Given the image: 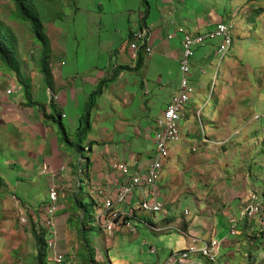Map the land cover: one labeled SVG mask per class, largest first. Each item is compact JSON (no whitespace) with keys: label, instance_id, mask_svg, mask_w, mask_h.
Here are the masks:
<instances>
[{"label":"rangeland","instance_id":"374dc122","mask_svg":"<svg viewBox=\"0 0 264 264\" xmlns=\"http://www.w3.org/2000/svg\"><path fill=\"white\" fill-rule=\"evenodd\" d=\"M34 9L48 37V63L59 73L57 77H61L64 88L56 84L55 77L46 81L40 71V46L29 26L14 17V7L9 1L0 0V23L11 30L15 40V55L11 60L15 70L7 69L0 62V175L5 180L0 185V264H41L38 234L50 236L54 230L52 235H56L57 247L50 250L48 257H43L45 264H54L55 252L62 250L67 253L68 264H111L110 261L114 264H154L159 256L150 251L149 244L158 248L161 258L164 250L178 251L185 244L184 235L175 223L172 227H166L169 222L163 224L166 229L162 231L135 220V233L117 227L112 232L115 235L104 228L98 220L103 204L98 200L96 185V178L103 170L101 162L93 158L91 149L85 151L87 156L92 154L89 167L87 159L72 152L70 158L66 160L65 157L60 167L54 169L50 183H56L60 193L53 229L47 224L43 208L49 201L43 177L36 186L38 191L31 206L20 200L17 191L21 187L16 181L21 166L16 164L19 162L15 137L19 138L18 131L27 132L29 122L37 120L35 115L44 119L43 109L45 105L50 106L53 99L59 112L67 114L61 125L70 137H76L81 118L90 113L92 125L111 127L118 147L140 149L146 156L152 154L153 142L145 138L146 131L149 128L157 130V121L174 97L172 94L180 91L184 35L172 26L171 38H165L164 46L146 56L149 58L141 69L124 71L126 78L115 84V81L108 82L104 87L110 88L105 92H101L99 86L83 84L92 68L108 69L112 53H123L129 46V29L139 28L141 13L147 11L143 22L154 37H163L164 18L174 21L184 13L188 18L205 13L208 18L211 14L232 26L233 45L224 61L220 62L216 56L217 46L222 41L220 37L209 40L205 47L195 48L191 71L195 92L189 103L192 115L189 113L180 122L183 138L171 145L164 176L157 186L166 198L165 209L176 219L182 217L183 230L188 227L189 216L206 221L221 218L217 229L222 233L218 236L233 239L229 244L226 239L221 240L218 264H264L260 215L239 221L236 235L230 233L231 222L224 217L225 212L235 210L230 207L232 198L241 196L247 188L252 189L249 195L260 196L259 201L264 206V0H37ZM170 11L173 19H170ZM112 58L113 63L122 64L118 54ZM200 60L204 63L201 69L206 70L205 74L199 69ZM8 89H12V95L6 94ZM66 94L67 103L63 102ZM29 100L33 104H28ZM93 101L98 104L97 109L89 108ZM10 111L13 114L6 117L4 114ZM46 122L65 144L60 123ZM88 136L83 138L87 147ZM121 141L126 144L122 145ZM80 172L82 177H79ZM80 183L83 184L78 198L83 199L88 224L83 233L80 232L83 208L66 207L72 204L70 199ZM92 199L98 200L95 206ZM39 203L41 205L35 207ZM139 213L144 217L154 216L153 212L144 210ZM234 215L240 217V213ZM82 234L89 243L90 254L99 262L96 259L90 263L88 256L80 255L81 250L85 251L86 241ZM202 260L212 264L206 258Z\"/></svg>","mask_w":264,"mask_h":264},{"label":"crops","instance_id":"0c3cea01","mask_svg":"<svg viewBox=\"0 0 264 264\" xmlns=\"http://www.w3.org/2000/svg\"><path fill=\"white\" fill-rule=\"evenodd\" d=\"M166 1H168V0H166ZM182 12H180V13H182ZM184 14L181 15L182 16L181 18H176V20L174 19V21L173 20L169 21L167 18H164V22H163V24H164L163 34L164 35H163V37H154L151 35L152 32L147 27V25H146L147 23L143 22V20L146 16V13H141V20H142L141 23L142 24L140 25L139 28L129 29L128 34H127L128 41L130 42V36L134 30L146 29L150 33L149 34V39H150L149 44L153 48V53H154V51L156 49L164 46L163 43H165V41H164L165 38H168V36L172 34V33H170L172 26H174L175 29H178L179 27H184L185 29L189 30L190 32H192L194 34H198V33H206L208 31L214 29L216 27V24L218 22L222 21V20L218 19V16H217V18H215V16H213L211 14L208 18H206L207 17L206 13L204 16H197L196 18H188L187 16L185 17ZM172 15H173V13H171V11H170L169 12L170 19H173ZM128 44H129V46L127 48L123 49L122 54L120 52L117 53L115 51L114 53H112L113 56L108 58V63H107L108 69H107V67L92 68V71L89 72L90 75L86 76L83 79V84L84 85L91 84V85H94L97 87V86H99L101 80H105V78L107 76L111 77L115 68H118L121 66H129L131 68L130 70L134 69L136 67V65H138V59H139L138 54L141 50L138 52H134L130 47V43H128ZM165 46H168V44L166 43ZM49 51H50V46H49ZM153 53H152V55H153ZM117 54H118V58L122 62V64L113 63L114 60L112 57L116 56ZM146 56H148V55H146L144 53L145 59H144L143 66L145 65L146 61L148 60L147 58H149ZM49 59H50V55H49ZM199 63H200L199 69L201 70V68H204L202 65L204 63L201 62V60L199 61ZM49 66H51V72H52L53 78L55 77L53 80L56 82V84L58 86H62V88H64L61 77H60V79H58V77H57V74H59V73H56L53 71L52 65L49 64ZM105 69H107V70H105ZM128 72H130V71H128ZM125 78H126V72H121L119 74V76L116 78L114 84L119 83L120 81H122ZM108 88H110V87H108ZM108 88L104 87L103 92L107 91ZM11 95H12V93H11ZM174 95L172 94V96H174ZM65 100H66V103L69 101L67 94H66V98L64 99L63 102H65ZM12 102H13V100H12ZM8 107H10L9 104H8ZM94 108L97 109L98 104H95ZM186 110H187L186 116L189 113L192 115V109H191L190 104H188L186 106ZM10 112H12V113H10ZM10 112H6L4 115H6V117H9L10 115L13 114V111H10ZM64 114L67 118V114L66 113H64ZM35 117L37 118V120H35L34 122L33 121L29 122V125L27 126V132H24L22 134L18 131L19 138L15 137V140H14L16 143V148H17L15 151V153L17 155L16 160L19 162L16 164L21 166V169L19 172L20 177L16 178L17 184L20 185L21 187H19V189H17V191L20 192V200L23 201V203L27 204L28 206H31V202H33V200L36 197L35 195L38 191L37 190L38 188H36V186L39 184V180L41 177H43L45 183H47V193H48V197H49V187L51 185L50 179L52 177V174L50 172H48V173L44 172L43 171V165L45 163H47L49 165L50 170L54 171V169L60 167V164L65 160V157L67 160L68 158H70L69 155L72 154V149L70 148V146L66 143V149L64 148L63 143L60 142L58 137L55 136V131L53 130V128L49 124H47L46 120L40 118L37 115H35ZM29 118H31V114H30ZM4 124H2V125H4ZM90 124H91V121H90ZM122 126H124V125H122ZM115 128L118 129V126ZM18 130H20V128H18ZM113 132L114 131H111V127H108V126L98 127V126L91 124L90 132H89V136H88L89 142L92 143L91 151H93V158L96 160H99L101 162V170H103L102 173H99L101 175L97 176V178H96L97 193H98L97 197H98V200L102 204L104 203L103 198L114 197L116 195L119 187L127 180V177H128V176L126 177L121 171H119L113 167V165L116 161L117 162H127L130 165V167H129V175H130V174H134V173H137L139 171L145 170L149 161L151 160V158L153 157V155L155 154V151H156L155 131H152L150 128L147 129L145 138L148 140H151L153 142V152H152V154H147L148 156L144 155L142 153L143 151H141L139 148H138L139 151H136V150L128 149L125 146L123 148L118 147L119 145H116V143H115V138H114ZM66 134H68L67 131H66ZM20 137H21V140H20ZM182 138H183V135H182ZM73 139L74 138L70 137V140H73ZM121 142H122V145L126 144L124 141H121ZM83 145H84V143H83ZM174 149H176V148H174ZM127 153H128V156L125 157ZM90 159L92 160V154H91V156H89V161H90ZM16 164H15V166H16ZM23 176L26 179H24ZM163 176H164V172H163L161 178ZM21 177H23V178H21ZM80 184L82 186L83 183H80ZM254 187H256L255 190L258 192L257 186H254ZM99 189L104 190V195H102V194L99 195ZM157 189H158V186H157ZM161 190L162 189L159 188L158 192H159L160 198L164 202V205H163V210L160 211L161 213L159 215H157L156 213H153L154 216H152V217L151 216L150 217H144L143 215H141L139 213V211H137L135 213L134 218H128V219H131L133 221V223L135 220L142 221L144 223L149 224V226H151L152 228H154L156 230H162V231H164L166 229V227H168V226L172 227V224L175 223L178 227L177 230H179V232L184 235V243L185 244H183V246L180 248V250L185 248L188 245V243L190 242V237H192V236H198L200 238H209V236H211V237L218 238L220 240L226 239L228 244L233 239V237L230 239L229 238L227 239L225 237L223 238V237L218 236V235H221V233H222L221 229H217V225L221 223V218H218V219L215 218L214 220L210 219L209 221H206V219L201 220L199 218L189 216L188 227L186 230H183L181 228L182 217H180V218L178 217L179 219H176L172 215L173 213H171L170 210L165 209L166 198H165V196L162 197L163 190L162 191ZM251 190H252L251 188H247V190L244 194H242L241 196H234L232 198V200L230 201V205H231L230 207L235 209V210L233 212H230V211L225 212V216H224L227 221L229 220V223H230L231 218H236L237 219V225H238L239 221L244 220V218H246V216H244L242 214V212L245 209L246 205L253 201V195H256L253 193H252V195H249V192H251ZM17 191H16V193H17ZM77 191H79L78 188H77ZM150 191L151 190L149 187H145L144 191L142 189H136L134 191V193L130 196V198L128 199L126 204L121 205L119 207L122 210L125 209L126 207L130 206V205L137 207V204H139V202H141L143 200V197L145 195H149ZM90 196H93V194H90ZM250 196H251V198H250ZM256 196H257V198L260 197L259 195H256ZM236 199H238L237 204H235ZM70 201L72 204L71 205L67 204L66 207L67 208L76 207L75 202L72 201V198L70 199ZM40 205H41V203L36 204L35 207L40 206ZM102 209L103 208H101L100 211ZM237 209H239V211H237ZM187 210L188 209H186L185 212ZM100 211L98 213V216L100 214ZM188 213H189V210H188ZM236 213H240L239 218L234 215ZM68 218H70V217H68ZM167 222H169V224L166 225V227L163 226V224L165 225ZM230 225L232 227L231 223H230ZM101 228H102V226H101ZM120 228L126 229L125 227L119 226V229ZM86 229H87V227H86ZM123 229L121 231H123ZM108 232L111 235L112 234L115 235V233H112L113 231L112 232L108 231ZM230 232H231V230H230ZM144 242L147 243L146 240H144ZM56 247H57V241H56ZM149 247L151 249V247H156V246L149 244ZM164 248H165V246H164ZM84 250L85 251L81 250L79 252L80 255H83V258H84V256H85V258L88 256V259L90 260L92 254H90V252H89V247L88 248L84 247ZM97 250H99V249H97ZM59 251H61V250H59ZM62 252H64V251L62 250ZM151 252L158 253V256H159L158 262L154 263V264H163L167 260L169 255L172 252H176V251L170 250L169 252H167V250H164V257L163 258H161L162 256L159 254L158 248H156V251H151ZM72 257H73L72 259H74V256H72ZM66 258L68 259L67 253H66ZM96 258L94 257L95 260H96ZM197 258L200 259V256H197ZM103 260H104V257H103ZM71 261L72 260L70 259V262ZM74 262L76 263L77 260H75ZM68 263H69V260L67 261V264ZM90 263H91V260H90ZM110 263L114 264L112 261H110ZM101 264H107V263L105 262V263H101Z\"/></svg>","mask_w":264,"mask_h":264},{"label":"built area","instance_id":"2783aa9c","mask_svg":"<svg viewBox=\"0 0 264 264\" xmlns=\"http://www.w3.org/2000/svg\"><path fill=\"white\" fill-rule=\"evenodd\" d=\"M231 29L232 26L225 22L217 23L214 29L206 33L194 34L184 27H179L177 29L179 33L184 35V52L180 60L182 74L180 91L174 95L171 102L163 111L162 117L157 121V130L155 131L156 151L145 170L129 175L130 165L127 162L116 161L114 163L113 167L128 177L119 187L114 197L103 198V209L100 211L98 220L107 231L112 232L120 226L135 233L137 227L134 225L133 221L128 218H134L135 213L140 210L153 213L163 210L164 202L159 196L157 183L161 179L165 163L169 159L171 145L177 144L182 140L180 122L186 118V106L192 99L191 94L195 92L191 85L192 60L195 58V48L205 47L209 40L220 37L222 41L217 46L216 56L219 57L220 62L224 61L233 45ZM149 34L150 33L146 29L134 30L131 33L129 42L131 49L134 52H138L143 48L145 54L151 56L153 48L149 44ZM168 38H171V35H169ZM201 71L203 74L206 73L205 69H201ZM11 93L12 89L6 91L7 95ZM54 98L56 99L57 96L55 97L54 95ZM52 99L53 98H51V100ZM48 112H50L49 108ZM259 117L261 118V116L257 118ZM63 118H65V114H63ZM43 171L47 173L50 172L52 176L54 175V171L50 170L47 163L43 165ZM145 187H149L151 191L149 195H145L143 200L139 202V209L131 205L123 210L119 207L126 204L136 189H142L144 191ZM59 193L60 187L54 182L51 183L49 187V201L43 207L46 221L50 229H53L55 226L54 216L59 207ZM100 194L104 195L103 189H99V195ZM186 213H188V210ZM242 214L250 218L259 214L261 218L259 230L264 231V206L256 195H253V201L245 207ZM23 220H25L23 222L26 223V219ZM230 222L232 223L230 233L236 235L237 219L231 218ZM54 233L55 230L50 232V239L48 240V245L51 250H54L56 247V235H52ZM221 245L222 241L215 237L200 238L198 236H192L185 248L172 252L163 264H205L202 258L208 259L212 264H218ZM151 251H156V248L151 247ZM197 256H200V259H198ZM97 260L100 261L99 259ZM53 261L54 264H67L66 254L63 252H55Z\"/></svg>","mask_w":264,"mask_h":264},{"label":"trees","instance_id":"16d2710c","mask_svg":"<svg viewBox=\"0 0 264 264\" xmlns=\"http://www.w3.org/2000/svg\"><path fill=\"white\" fill-rule=\"evenodd\" d=\"M9 1L13 7H14V11H13V15L16 19L22 21L24 24L28 25L30 28L31 33L33 34L36 43H38V45L40 46V57H39V65H40V71L41 74H43L44 78L46 79V81L48 80H52L53 75L51 72V66H49V56L47 51H49V42H48V37L46 36V34H44V31L41 28V24L39 23V19H38V12H35L34 6L37 3V0H7ZM146 1V0H144ZM148 11L146 12V16L144 18V20L146 19L147 15H148ZM226 23V22H225ZM14 37L13 34L11 32V30L9 28H5L4 26H2V24L0 23V62L3 63L4 66L7 67V69L9 70H15L13 67V63H12V58L14 54ZM144 49L141 48V51L138 54V65L136 66V69H140L141 67H143L144 64ZM50 67V68H48ZM130 67L129 66H121L118 68L114 69V72L112 73V76L108 79L105 80H101L99 87H100V91L103 92L104 86H106L108 84V82H113L116 80V78L119 76V74L121 72L124 71H130ZM25 87H27L25 85ZM22 88V87H21ZM97 92H95L94 94H96ZM93 94V95H94ZM93 98V96L91 97ZM33 104L32 101L29 100L28 104ZM95 106L94 101L90 103V109H92ZM47 108V109H46ZM48 108L50 109V113L47 112ZM43 117L44 120L46 121H55V122H59L61 125V120L63 118V115L61 112H59L58 107L56 105V102L53 100L50 103V106H46L45 105V109H43ZM85 124V125H84ZM62 131H63V141L64 142L63 145L66 146V143L70 146V148L72 149V152L76 153L77 155H80L82 157V159H87L88 162V167H89V156L86 155L87 151L86 149H92V143L89 142L88 143V147L84 146L83 143V138L87 137L89 135L90 132V128H91V124H90V113H87V115H84L81 120H80V126L76 129V133H75V138L73 140H70V136L68 134H66V129L64 128V126L61 125ZM80 169L84 170V167L80 165L79 167ZM79 171V169H77ZM88 179L90 177V173L88 170ZM79 177H82V174L80 172ZM3 183H5L4 178L0 175V185H2ZM81 184L78 186V190L72 197V201L75 202V205L77 207H82L84 210V215L83 217L80 218V222H81V228H80V232L83 233V231L85 230V226L87 225V215H86V207L83 204V199L78 198V195L81 194ZM97 204L98 201L97 199H92V204ZM25 204V203H24ZM95 206V205H94ZM93 206V208H94ZM41 209V208H40ZM70 220L72 221V219L70 218ZM85 224V225H83ZM260 233L263 234L264 236V231H260ZM36 234V232H35ZM238 234V232H237ZM83 235V234H82ZM48 237L50 239L49 234H44V233H39L38 234V258L41 264H45V262H42L43 257H45L47 255H49L50 252V247L48 245ZM83 238L86 240L84 243V247L88 248L89 247V243L86 239V237L83 235ZM91 262H96V260L94 259V257L91 255ZM89 260V261H90ZM54 263V262H53ZM49 264V263H46ZM51 264V263H50Z\"/></svg>","mask_w":264,"mask_h":264}]
</instances>
